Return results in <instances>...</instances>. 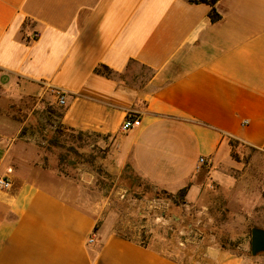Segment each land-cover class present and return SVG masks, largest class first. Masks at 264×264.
<instances>
[{
	"label": "crops",
	"instance_id": "0c3cea01",
	"mask_svg": "<svg viewBox=\"0 0 264 264\" xmlns=\"http://www.w3.org/2000/svg\"><path fill=\"white\" fill-rule=\"evenodd\" d=\"M216 9L213 23L209 5L188 0H0V81L22 95L61 93L64 127L115 138L121 166L171 194L189 186L195 203L200 158L214 169L230 161L232 141L264 148V0ZM132 64L154 71L142 87L121 78ZM100 65L120 78L97 74ZM129 116L140 125L122 132ZM7 123L0 176L12 188L0 189V264H182L111 230L95 234V217L64 191L16 170L23 144Z\"/></svg>",
	"mask_w": 264,
	"mask_h": 264
},
{
	"label": "rangeland",
	"instance_id": "374dc122",
	"mask_svg": "<svg viewBox=\"0 0 264 264\" xmlns=\"http://www.w3.org/2000/svg\"><path fill=\"white\" fill-rule=\"evenodd\" d=\"M151 75L132 64L121 78L142 87ZM58 100L53 91L22 95L0 81V127L15 121L23 144L17 171L55 184L95 217L98 230L120 229L138 241L145 234L147 246L182 264H216V251L264 263V252L251 253L252 229H264V148L235 144L230 161L202 166L195 180L203 197L191 203L146 180L132 163L121 166L115 138L64 127Z\"/></svg>",
	"mask_w": 264,
	"mask_h": 264
},
{
	"label": "trees",
	"instance_id": "16d2710c",
	"mask_svg": "<svg viewBox=\"0 0 264 264\" xmlns=\"http://www.w3.org/2000/svg\"><path fill=\"white\" fill-rule=\"evenodd\" d=\"M220 0H188V2L192 3V4H206V5H209L211 7V10H210V13H209V17L211 19V21L213 23H216L218 21L221 20V15L219 14V12L217 11L216 9V5L217 3L219 2ZM143 68H146L143 66ZM147 69V68H146ZM149 70V69H148ZM152 72V75H154V71L150 70ZM95 72L99 75H103L105 77H108V78H120V76L117 74V72L113 71L111 68L105 66V65H100L98 66L96 69H95ZM151 75V76H152ZM123 80V79H122ZM62 116V115H61ZM83 133V132H81ZM237 145L238 143H235V142H231V145ZM188 190H189V186L183 188L181 191H179L178 193H180L183 197H186L187 196V193H188ZM98 232V227L96 226L95 227V234H97ZM115 235H117L118 237L122 238V239H125V240H129V241H133V242H138L140 243L141 245L147 247L146 243L144 242L146 236L145 234H142L141 237H142V240L141 241H138L136 239H133L130 235H127L125 233H122L120 231V229L116 230L114 232ZM101 246V245H100ZM100 248V247H99ZM98 248V249H99Z\"/></svg>",
	"mask_w": 264,
	"mask_h": 264
},
{
	"label": "built area",
	"instance_id": "2783aa9c",
	"mask_svg": "<svg viewBox=\"0 0 264 264\" xmlns=\"http://www.w3.org/2000/svg\"><path fill=\"white\" fill-rule=\"evenodd\" d=\"M34 38H38L39 37V33L36 32L33 35ZM56 93V92H55ZM59 97V105L64 107L66 105V98L61 95V93H56ZM140 125V120L138 119H134L133 117H127L125 119V121L123 122L122 126H121V131L122 132H128L129 130L138 127ZM207 160L206 158H200L199 159V165L205 166L207 164ZM12 188V182L10 180V178L5 177V176H0V189L1 190H10ZM94 242V237H90L88 240L89 244H93Z\"/></svg>",
	"mask_w": 264,
	"mask_h": 264
},
{
	"label": "water",
	"instance_id": "95a60500",
	"mask_svg": "<svg viewBox=\"0 0 264 264\" xmlns=\"http://www.w3.org/2000/svg\"><path fill=\"white\" fill-rule=\"evenodd\" d=\"M264 252V229L253 228L251 233V253L253 256Z\"/></svg>",
	"mask_w": 264,
	"mask_h": 264
}]
</instances>
